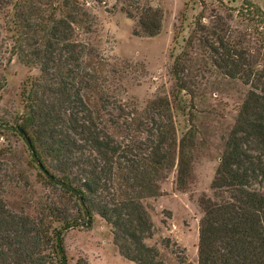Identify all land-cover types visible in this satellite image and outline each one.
Returning <instances> with one entry per match:
<instances>
[{"label": "trees", "instance_id": "obj_1", "mask_svg": "<svg viewBox=\"0 0 264 264\" xmlns=\"http://www.w3.org/2000/svg\"><path fill=\"white\" fill-rule=\"evenodd\" d=\"M143 11V35L159 34L162 12ZM236 16L250 25L258 48L223 18L208 27L199 14L171 67L172 98L159 95L141 110L101 98L104 110L116 111L104 123L83 98L92 86L86 59L93 50L79 35L94 24L84 6L78 0H0L9 34L3 38L0 31V62L8 54V62L17 58L40 71L22 91L25 114L10 129L29 140L36 178L50 192L35 203L33 216L11 211L0 198V264H68L65 234L90 230L95 216L110 227L123 259L163 264L157 247L146 244L155 228L143 200L158 195L174 168L179 191L191 184L196 131L190 126L178 139L173 110H182L187 79L209 68L249 91L224 141L212 197L198 201L197 264H264V10L243 0ZM162 245L169 248V239Z\"/></svg>", "mask_w": 264, "mask_h": 264}, {"label": "rangeland", "instance_id": "obj_2", "mask_svg": "<svg viewBox=\"0 0 264 264\" xmlns=\"http://www.w3.org/2000/svg\"><path fill=\"white\" fill-rule=\"evenodd\" d=\"M78 1L94 19L90 30L79 35V40L93 50L86 59V68L93 74L92 86L84 90L83 98L104 123L110 118L109 113L116 111L110 105L104 110L101 98L137 110L159 95L172 98L171 67L199 14L204 16L202 23L208 27L216 23L218 16L223 18L232 30L251 35L250 48L259 47L250 25L236 16L243 0ZM251 2L264 10V0ZM146 6L160 10L163 15L161 30L152 37L144 36L139 27L138 17L144 15ZM128 11L131 18L126 14ZM4 22V17H0L1 36L8 39ZM6 43L9 46L10 41ZM197 53L200 58L201 52ZM3 58L0 62V149L3 150L0 198L11 211L33 216L35 203L50 192L36 178L37 167L31 161L26 141L10 128L25 114L22 91L40 76V71L23 65L17 58L8 62V54ZM187 80L190 92L181 93L183 111L174 109L173 120L178 139L190 126L196 131L194 178L185 191H179L174 168L159 183L158 195L143 200L155 228L153 238L146 244L157 247L163 264H197L201 218L198 201L204 196L212 197L210 185L224 141L249 91L239 80L227 78L212 68ZM109 132L113 130L109 128ZM167 239L169 248L162 245ZM64 245L68 264H76L78 259L88 264H135L119 255L114 257L110 227L98 216L90 230L67 232Z\"/></svg>", "mask_w": 264, "mask_h": 264}, {"label": "water", "instance_id": "obj_3", "mask_svg": "<svg viewBox=\"0 0 264 264\" xmlns=\"http://www.w3.org/2000/svg\"><path fill=\"white\" fill-rule=\"evenodd\" d=\"M18 132H19V133L21 134V136L26 140L28 146L30 147V142H29V140L27 139V137L25 136V134H24L21 130H18ZM30 149H31V152H32L33 156H35L34 153H33V149H32L31 147H30ZM37 164H38V167H39L40 169H42L41 164L38 163V162H37Z\"/></svg>", "mask_w": 264, "mask_h": 264}, {"label": "crops", "instance_id": "obj_4", "mask_svg": "<svg viewBox=\"0 0 264 264\" xmlns=\"http://www.w3.org/2000/svg\"><path fill=\"white\" fill-rule=\"evenodd\" d=\"M114 246V245H113ZM113 255H114V257H117V255H119V253H118V251H117V249H115V247H114V250H113ZM120 256V255H119ZM121 257V256H120Z\"/></svg>", "mask_w": 264, "mask_h": 264}]
</instances>
